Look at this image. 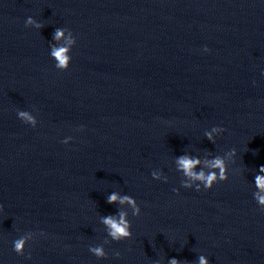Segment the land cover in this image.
<instances>
[{
	"label": "clouds",
	"instance_id": "obj_1",
	"mask_svg": "<svg viewBox=\"0 0 264 264\" xmlns=\"http://www.w3.org/2000/svg\"><path fill=\"white\" fill-rule=\"evenodd\" d=\"M27 23L31 24L33 23L32 19L29 17ZM39 27V25H37ZM63 36V31L60 29H57L54 34V38L59 40ZM68 49L67 48H58L53 50L52 55L58 60V67L61 68H66L67 67V61H68V56L66 55ZM22 116L27 117L26 113H21ZM28 119H31V117H27ZM210 138V137H209ZM179 163L181 167L184 169L185 173L189 176L194 177L195 179H200V180H205L206 181V187L211 188L213 181L216 180V174L212 173L208 175L207 177L204 176L203 173H200L199 175H196L194 172H192V168L199 163L198 160H191L186 157L180 158ZM213 167H217L220 169V178L224 179V165L223 161L220 159H217L215 163L213 164ZM261 171H264V166L261 167ZM256 184L261 190H264V177H257L256 178ZM118 199L116 194H112L108 197V203H114ZM259 202L261 204H264V197H259ZM127 201L128 203L134 204V201H132L128 197H124L123 199L120 200L121 203H124ZM121 219L119 222H117L113 217L108 216L104 218V223L109 226L110 228V235L114 239H121L122 237H129L131 233L128 231V224L127 222L123 219V213L120 214ZM25 241L23 239H18L14 242V248L17 253H21L24 247ZM92 251L97 255V256H102L104 255L103 250L101 248H95L92 249ZM170 264H178V261L172 260L170 261ZM200 264H208V261L202 256L200 257Z\"/></svg>",
	"mask_w": 264,
	"mask_h": 264
}]
</instances>
